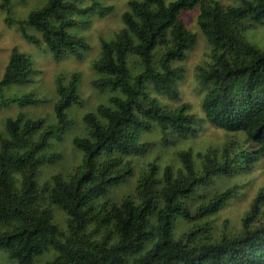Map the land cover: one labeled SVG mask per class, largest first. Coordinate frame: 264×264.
<instances>
[{
	"label": "trees",
	"instance_id": "16d2710c",
	"mask_svg": "<svg viewBox=\"0 0 264 264\" xmlns=\"http://www.w3.org/2000/svg\"><path fill=\"white\" fill-rule=\"evenodd\" d=\"M0 1L8 11L11 0ZM83 1L45 0L18 21L22 37L45 46L56 60L81 57L90 46L69 32L78 25L76 17L103 16L113 9L101 0ZM197 6L198 25L211 46L210 61L197 73L205 88L204 119L241 132L243 139L231 138L205 153L199 171L190 150L179 151L184 171L174 175L167 165L162 180L156 160H150L133 195L106 197L110 187L133 174L125 156L146 151L143 132L169 128L188 136L198 129L199 121L186 103L167 108L153 95L179 97L184 69L177 62L195 43L180 14ZM263 19L264 0L234 5L129 0L121 15L123 27L114 39L101 40L92 65L98 74L92 86L115 93L83 114L85 134L72 139L83 158L73 173H56L42 185L35 178L39 166L60 157L47 151L50 139L62 138L71 125L68 108L82 104L78 72L66 83L57 79L53 122L22 111L5 117L0 135V250L18 264H31L48 250L55 255L42 264H264V186L241 217L240 228L218 236L210 233L207 219L225 207L238 184L199 193L215 178L247 174L264 161V49L245 37L247 22ZM6 21L14 22L10 17ZM38 72L29 54L12 47L0 78V107L38 104L42 99L30 92L4 93L6 86L26 84ZM44 197L46 204L41 202ZM196 198L202 199L198 203ZM53 206L65 213V228L55 221ZM180 220L196 223L176 235Z\"/></svg>",
	"mask_w": 264,
	"mask_h": 264
},
{
	"label": "rangeland",
	"instance_id": "374dc122",
	"mask_svg": "<svg viewBox=\"0 0 264 264\" xmlns=\"http://www.w3.org/2000/svg\"><path fill=\"white\" fill-rule=\"evenodd\" d=\"M129 0H101V4L111 5L113 9L103 16L90 14L85 17H76L78 25L69 29L74 35L82 36L89 44V48L82 52L81 57L68 55L61 59H54L45 46H36L24 39L19 30L18 21L26 18L28 12L39 7L45 0H11L10 8L7 11L0 5V78L7 63L12 47L29 54L33 60V65L39 72L34 75L30 82L26 84L9 85L4 88V93L8 95L12 92H30L42 100L33 106L19 107L10 105L0 107V135L4 133L3 122L7 116H15L19 111L30 117H44L48 122L54 121L53 105L57 100L56 83L60 79L66 83L73 72L80 74L78 82V92L82 104H73L67 110L71 119V125L63 134L60 140L50 139V146L47 151H57L60 157L52 162L38 167L36 180L39 185L50 182L51 177L60 173L67 177L73 173L82 163L83 154L77 149L72 139L75 136L85 134V124L83 114L87 111L95 110L96 106L107 103L108 97L115 92L108 89H96L91 82L97 78L98 74L93 68V62L100 55L101 40H112L123 27L121 21L122 13L128 9ZM169 1V0H166ZM205 1V0H203ZM209 1V0H207ZM223 5L237 4L239 0H217ZM88 0H84L83 4ZM1 4V1H0ZM199 7L182 11L180 18L186 28L195 34L194 45L186 52L185 58L177 62L184 69V77L178 82V99H169L162 93L154 92L161 105L167 108H174L181 103H186L189 111L194 113L198 119V129L193 135L180 136L172 132L169 128L164 130L153 129L141 134V141L147 143L146 151L140 155H128L125 159L131 162L133 174L126 176L123 182L108 189L106 197L119 199L124 195H133L137 178L147 167V162L155 159L158 165V177L163 179L165 166H169L174 175L184 171L183 162L178 156V152L189 149L194 168L199 171L204 162V155L222 147L231 138L243 139L241 132L226 131L208 123L204 119L202 111V98L205 88L197 80V73L200 68L206 67L210 61L211 46L207 43L197 22ZM6 17L14 20L8 23ZM248 29L245 37L248 41L264 49V19L247 22ZM31 33L33 29H29ZM238 184L235 195L228 200L223 209L211 216L208 221L210 233L218 236L222 233H230L238 230L241 225V217L248 210L256 191L264 186V161L260 162L252 171L247 174L215 178L208 186L199 190L200 194H213L222 189ZM197 199V198H196ZM202 198H198L197 202ZM101 198H99V201ZM42 203H47L44 197ZM55 221L62 228H65V213L57 207H52ZM201 220L200 223H203ZM195 221L186 222L180 220L175 229L176 235H180L187 230ZM196 223V222H195ZM55 255L53 250H48L35 257L31 264H42ZM0 264H18L9 259L0 250Z\"/></svg>",
	"mask_w": 264,
	"mask_h": 264
}]
</instances>
